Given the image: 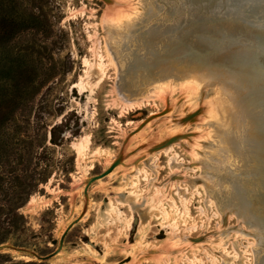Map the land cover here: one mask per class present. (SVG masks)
<instances>
[{
  "label": "rangeland",
  "instance_id": "obj_1",
  "mask_svg": "<svg viewBox=\"0 0 264 264\" xmlns=\"http://www.w3.org/2000/svg\"><path fill=\"white\" fill-rule=\"evenodd\" d=\"M135 12L153 10L0 0V264L264 261L206 172L205 93L121 72L110 24Z\"/></svg>",
  "mask_w": 264,
  "mask_h": 264
},
{
  "label": "bare ground",
  "instance_id": "obj_2",
  "mask_svg": "<svg viewBox=\"0 0 264 264\" xmlns=\"http://www.w3.org/2000/svg\"><path fill=\"white\" fill-rule=\"evenodd\" d=\"M148 3L153 12L123 15L110 24L121 72L141 86L179 80L189 94L205 93L209 104L202 115L210 125L204 142L216 146L206 172L225 205L255 230L257 254L264 252V0ZM138 17L148 21L136 25Z\"/></svg>",
  "mask_w": 264,
  "mask_h": 264
}]
</instances>
